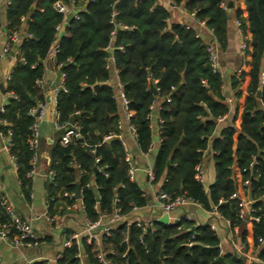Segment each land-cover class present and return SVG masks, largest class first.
<instances>
[{
    "label": "trees",
    "instance_id": "trees-1",
    "mask_svg": "<svg viewBox=\"0 0 264 264\" xmlns=\"http://www.w3.org/2000/svg\"><path fill=\"white\" fill-rule=\"evenodd\" d=\"M7 1L1 8L4 31L6 34L18 32L16 47L23 62L17 60L7 81L5 91L13 96L0 113V133L8 134V153L14 158L22 194L28 196L31 180L26 176L32 154L28 137L33 117L28 110L44 99L43 90L35 80L42 77L40 61L55 40V26L62 22L63 15L53 8V3L60 1L76 9V18L66 24L56 43L55 62L62 68L65 91L56 92L55 111L57 122L75 123L81 138L62 146L58 142L62 133L59 129L58 137L50 145L48 170L53 172V178L46 184L47 213L59 215L64 205L74 201L73 195L64 197L61 193L74 194L75 190L79 194L81 211L90 221L110 214L116 207L120 214L126 215L133 206L138 208L145 204L142 189L128 178L120 141L116 137L103 141L108 134L119 132L114 90L106 83L110 70L105 64L111 56L122 93L128 100V109L132 111L128 123L134 127V144L140 152H146L151 141L148 107L157 103L161 123L151 171L153 184L161 180L159 191L171 198L183 195L208 210L218 198H227L233 191L231 164L234 162L240 169L245 168L250 155H256L251 172L259 176H249L248 196L256 209L253 214L258 216L257 221L251 222L254 253L264 264V191L261 190L264 109L259 107V104L264 105V71L259 82L264 57V0H243L245 22L240 10L234 13L241 31L246 28L250 32V66L233 149L235 110L230 112L222 101V79L208 65L205 44L195 36L192 28L178 23L168 26L167 11L156 0ZM171 1L183 5L197 20L203 21L218 49H224L228 17L221 0ZM241 77L242 73L239 76L234 73L230 87L236 88ZM150 83L156 88L155 93ZM257 90L259 97H256ZM224 114H227L225 118L217 122V117ZM218 125V132L213 135ZM207 148L212 152L214 179L204 189L193 178V168L202 160ZM242 175L248 176V171H243ZM89 181L93 187L85 186ZM229 202L231 205L221 203L217 209L230 225H238L239 240L245 242L246 229L236 216L234 202ZM258 238L263 239V243L257 246ZM99 241L105 258L112 264L254 262L242 255H220L216 234L207 225H193L183 217L170 224L153 221L144 232L133 223L121 221ZM78 251L85 255V264H100L95 258L96 245L84 242L78 247L64 248L55 264H75L74 255ZM219 256L223 263L217 261Z\"/></svg>",
    "mask_w": 264,
    "mask_h": 264
},
{
    "label": "crops",
    "instance_id": "crops-1",
    "mask_svg": "<svg viewBox=\"0 0 264 264\" xmlns=\"http://www.w3.org/2000/svg\"><path fill=\"white\" fill-rule=\"evenodd\" d=\"M158 4L163 6L167 11L166 24L169 26L172 23L182 24L186 27L192 28L198 37L205 44L213 46L218 53V73L221 75L222 84L220 87V95L222 101L228 106L231 111L235 110V118L233 121V135H232V149L234 148L236 136L238 134V127L240 123V113L243 108L244 97L246 93V86L249 81L248 69L250 66V32L245 28L242 33L246 39L247 51L242 53L240 50L241 34L234 27V13L236 10L241 11V19L245 22V11L243 0H221V5L227 14L226 24V43L223 50L218 49L211 31L207 28L204 22H197L188 11L183 8V5H175L171 0H156ZM230 5V7L228 6ZM76 9L71 8L73 13ZM64 21V19H63ZM5 20L0 10V106H3L10 96L5 91L7 81L10 73L17 62V55L11 50L3 54L2 49L6 43V33L4 31ZM66 23H61L60 29L55 35L54 42L50 45L48 53L40 61L43 66V74L40 79V88L43 90V117L39 125V140L41 143L37 147L36 173L30 180V192L28 196L22 194V189L16 177V169L12 164L8 148L5 145L4 139L0 136V190L6 204L12 211L24 219H27L35 233L42 237V240L37 246L25 247L15 246L10 242L4 241L0 238V264H24L27 259L35 261L46 262L47 264H55L54 257L62 248L60 246L61 239L65 237V233L71 234L81 230L84 215L81 209L76 205L77 201L63 206L59 215H53L55 221L48 223L45 219L46 207V184L48 179L46 172L48 170V151L54 139L59 135V129L53 125L55 113V96L56 90L61 83V70L56 66L55 54L52 52L58 38L64 33ZM21 30H25L24 24L21 25ZM264 56V55H263ZM242 67V77L236 88L230 87L231 76L236 69ZM259 82L262 81L264 71V57L261 60ZM116 77L112 70L106 83L113 88L115 92ZM259 92V90H257ZM256 91V92H257ZM259 107L264 109V105L259 104ZM157 105L153 107L149 117V127L151 130L150 149L142 154L135 144L133 138L129 135L126 126L122 127V139L130 154L131 163L133 167L132 181L136 182L142 189L145 197V204L135 210L130 211L124 217V221L128 224L133 220H141L144 222L161 221L170 223L180 217L193 222V225H207L218 237V248L221 254L233 253L231 247V240L239 241V227L235 228L233 232L226 227L224 220L218 216L211 215L198 203H186L180 207H176L168 214L160 213L156 200V193L158 191L161 180L153 184L148 181L146 177V170L152 166L153 158L156 153L159 139L156 131V117ZM119 118H122L121 110L118 107ZM227 115V114H226ZM218 125L213 135H216L219 129ZM107 140L103 138V141ZM209 148L204 150L202 160L200 161L203 169L204 182L203 188L206 189L208 185L213 182L214 169ZM232 179L235 184L240 179V174L236 163L231 165ZM91 184L92 182L89 181ZM93 187V184H92ZM0 217L5 218L0 209ZM246 253L252 257L253 264H261L255 257L253 239L251 231L246 227ZM247 258V257H246Z\"/></svg>",
    "mask_w": 264,
    "mask_h": 264
},
{
    "label": "built area",
    "instance_id": "built-area-1",
    "mask_svg": "<svg viewBox=\"0 0 264 264\" xmlns=\"http://www.w3.org/2000/svg\"><path fill=\"white\" fill-rule=\"evenodd\" d=\"M69 1L71 2L72 0H69ZM7 3H8L7 0H0V10ZM53 8L57 12H60L63 15L62 22H61L63 23L65 14L70 10V7L60 1H56L53 3ZM190 15L197 22H203V21L197 20L194 17L193 13H190ZM73 18H76L75 13H73ZM20 19L22 21L24 20L23 17H21ZM61 23L55 26V35L60 29ZM233 25L241 34L240 50L242 51V53H244L246 49V39L244 35L242 34L243 32L240 29V22L234 18ZM195 36L198 37L196 33H195ZM18 39H19V34L16 31H12L10 34H6V43L2 49V53L6 54L8 53V51L11 50L13 53L17 55V60L20 62H23V59L19 57L18 55V51L16 47ZM118 49H121V47H118ZM51 50L55 54V52H57L56 45L53 48H51ZM205 51L207 54V60H208L209 67L211 68L213 72L215 71L218 73L217 50L210 44H205ZM105 68L108 70H112L114 76L116 77V82H115L116 90L115 92H113V98L115 99L117 106L121 110L123 117L116 120V128L119 130V132L115 134L110 133L107 136H105L104 139H108L110 137H116L120 141L122 148H123V152H124V161L127 164V175H128V178L131 180L133 177V167L131 163L130 154L128 152V149L125 143L123 142L120 130L122 129L123 126H126V129L129 135L134 140L135 138L134 127L133 125L128 123V119L132 115V111L128 109V100L124 97L122 93L121 84L117 80V70L112 66L111 56H108V58L106 59ZM242 71H243L242 67H239L238 69H236L235 75L239 76L242 73ZM60 75H61V83H60L59 88L56 90V92L58 90H61L63 92L65 91L63 87V74L60 73ZM219 76L221 75L219 74ZM40 79L35 80V84L39 87H40ZM154 90H156V88H154ZM8 95L10 97L13 96L11 93H8ZM42 102H37L33 107H31L28 110L29 114L33 117V121L29 127L30 133L28 137V146H29V149L32 151V154L28 160V163L30 164V169L26 172V176L29 178L33 177V175L36 173L35 169H36V160H37V147L39 143L38 131H39L40 122L42 121V117H43V103ZM155 105H157L156 102H153L149 105L148 117H150V113L153 107H155ZM1 112H3V106H0V113ZM74 114H77V112H74ZM225 116L226 114L217 117L216 121L221 122L225 118ZM57 118H58V114L55 111L53 125L56 129H62V133L60 134L59 139H58V142L60 145L66 146V145L75 143L76 140L81 138L80 133L78 131V127L75 123L60 124L57 122ZM155 120H156V131L158 134V129H159L161 120L158 116L156 117ZM0 122H2L1 119H0ZM0 136L4 139L5 145L8 148V145H9L8 134L4 136L0 133ZM149 149H150V144L147 147L146 152ZM146 152H142V154ZM10 159L12 160V164L14 165V168L16 169V165L14 163V158L12 155H10ZM94 161H97V158ZM255 164H256V155L251 154L249 157L247 166L245 168L240 169L237 166L238 172L240 174V179L237 184H235V182L233 181L234 182L233 191L227 196V198H223V197L218 198L217 202L215 204H212L210 206V209L207 210L209 214L222 218L226 224V227L229 229L230 232L231 231L233 232V230L237 228L238 225H230L229 220L220 214V212L217 209V206L221 203L228 202V205H231L229 201L234 202L233 205L236 209V216L244 224L245 229L246 227H248V229H250L251 231V222L258 220V216L253 214L256 211V209H254L252 206L253 199H251L248 196L249 176L253 178H257L259 176L258 174L251 172V169ZM229 168L231 170V166ZM245 170L248 171V176L243 177L242 172ZM45 175L48 179V182L52 181L53 172L51 170H47ZM231 176H232V173H231ZM146 177L148 181L152 182L153 174H152L151 168L146 170ZM193 178L197 182H199L201 185L204 182L203 169L201 167L200 162L197 163L193 168ZM85 186L92 187V184L90 182H87ZM261 190L264 191V179H263V185L261 186ZM72 195H73L72 193H68V192L61 193V196H64V197L72 196ZM155 196H156V200L158 204V209L160 213H164V214H168L171 210L175 209L176 207H180L186 203H191V202L195 203L190 198L185 197L183 195H177L171 198L167 194L159 190L157 191ZM76 201H77L76 205L81 209L82 206L79 201V198H77ZM45 207H46V213L44 215L45 219L48 223H53L55 221V218L53 215L47 213L48 202L46 201V199H45ZM136 208L137 207L133 206L130 211L135 210ZM0 209L5 215L4 219H1L0 217V238H2L4 241L10 242L11 244L15 246L33 247V246H37L40 243V241L42 240V237L35 233L34 229L32 228L30 222L27 219H24L23 217H21L20 215L12 211V209L6 204V201L3 195L1 194V190H0ZM125 216L126 215L120 214L119 208L116 207L113 209V211L110 214L100 215L93 221L87 220L84 217L81 230L77 232H73L69 234L68 236H65L61 239L60 246L62 250L55 255L54 261H56L61 256V252L63 251L64 248H68L71 245L78 247L81 242H84L86 244L94 243L96 245L95 258L100 264H112L110 263L109 260L105 258V253L100 246L99 239L101 236L109 235L110 231L115 227V225L118 222L124 221L123 219ZM176 220L170 223H174ZM129 223H133L135 227L140 229L141 232H144L147 228L151 227V222H144L141 220H133V221H130ZM170 223H167V224H170ZM257 243H258L257 246L263 243V239L258 238ZM230 244H231L234 254L242 255V256L247 257L248 259H252V257L247 255L245 251L246 240L245 242H241L240 240L238 242L231 240ZM219 254L221 255L220 251H219ZM84 256L85 255L83 253H80L79 251L76 252L74 255V257L76 258L75 264H85ZM32 263L33 261L30 259H27L26 261H24V264H32ZM43 264H47V263L43 262Z\"/></svg>",
    "mask_w": 264,
    "mask_h": 264
},
{
    "label": "water",
    "instance_id": "water-1",
    "mask_svg": "<svg viewBox=\"0 0 264 264\" xmlns=\"http://www.w3.org/2000/svg\"><path fill=\"white\" fill-rule=\"evenodd\" d=\"M228 6L230 7V5H228ZM71 8H73L72 5H71ZM82 8L83 7H81L80 9H82ZM72 18H73V12L72 11H68L65 14L64 22L67 24ZM60 70H62V68H60ZM149 87L152 90V92L155 93L154 87H153V85L151 83L149 84ZM256 97H259V92L258 91L256 92ZM8 99H10V98H8ZM72 198H74V199L79 198V194H78L77 190H75ZM217 261L220 262V263H223L222 257L221 256L217 257Z\"/></svg>",
    "mask_w": 264,
    "mask_h": 264
}]
</instances>
